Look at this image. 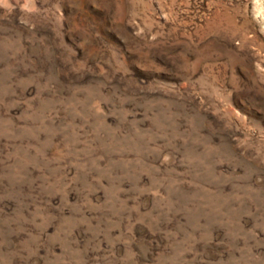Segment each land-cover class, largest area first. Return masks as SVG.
<instances>
[{
    "label": "rangeland",
    "instance_id": "374dc122",
    "mask_svg": "<svg viewBox=\"0 0 264 264\" xmlns=\"http://www.w3.org/2000/svg\"><path fill=\"white\" fill-rule=\"evenodd\" d=\"M0 264H264V0H0Z\"/></svg>",
    "mask_w": 264,
    "mask_h": 264
}]
</instances>
